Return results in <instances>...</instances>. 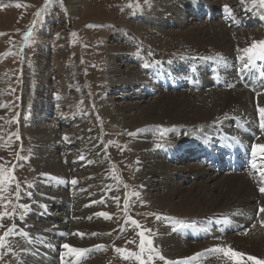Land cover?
<instances>
[{"label":"rangeland","instance_id":"rangeland-1","mask_svg":"<svg viewBox=\"0 0 264 264\" xmlns=\"http://www.w3.org/2000/svg\"><path fill=\"white\" fill-rule=\"evenodd\" d=\"M67 1L69 0H0V168L3 169L0 172V179L14 176L3 184L5 190L0 192V195L6 198L5 203L8 201L10 203L7 209L0 208V212L5 210L11 212V206L17 204L18 201L15 199L17 182L20 184L21 196L18 205H26L30 200L32 202V199L39 195L36 188L44 191L50 189L44 187V184L50 185V183H46L42 177L55 176L42 173L41 169L39 172L34 169L38 146L45 143L48 138L38 129L53 128L55 139L59 141L54 146L62 149L63 146L66 148L68 145L73 148L74 150L70 149L69 152L74 155L76 164L79 163L80 166L82 161L79 151L82 146L92 147L90 145L97 140L104 148L102 159L109 165L113 163L115 166L104 171L103 174L93 172L96 166L101 168L103 164L101 159L93 167L81 166V169H77L80 171H71V175H76L78 172L77 175L80 177L85 173V180L79 181L77 188L75 185L66 191L56 187L53 193H63L67 200H79L78 196L85 197V193L92 199L98 200L101 197L104 201L106 200L104 212L109 214H113L114 210L119 212L120 216L111 231L103 234L96 233L97 237L92 236L93 241L106 243L105 250L110 251L107 264H138L135 259L131 260V257L124 259L122 256H127L133 250V252L136 251L135 253L140 252V236L138 235L140 231L145 233L146 249L142 256L146 264H166L165 259L159 258L161 255L156 248L158 235L160 236L159 226H156V223L164 222L161 218L166 217L164 215L167 214H157L154 206L148 203L147 198L149 195L152 196L153 191L151 188H143L140 184L137 177L140 169L139 154L133 146L131 135L129 136L131 130L125 127V120L118 118L120 112H117L118 106L134 105L139 100L144 102L143 106L151 102L154 97L138 99L137 96H143L138 85L129 87L133 89L123 92L127 90V87L122 80V75L112 76L115 71L111 72L110 69L113 64L117 69L119 68L121 74L129 69L128 73L133 74L137 70V73L140 70L142 72L139 73H144L145 62L151 65L158 61H175L181 57H197L192 55L194 52L193 45L189 43L190 40H186L189 43L187 44L183 41L184 39H173L167 34L185 31L206 21L193 22L187 16L184 19L180 16L184 25L179 29L173 23L174 7L179 6V9L183 7L178 0H166L167 2L165 0H75L80 6L75 13L66 11ZM222 1L224 6L235 10L236 13L249 7L246 0L243 2L242 0ZM17 4L21 6L16 7ZM257 7L264 11V7L259 4ZM187 12L188 9H184V14ZM165 15L170 16L172 22H169L170 24L166 22L165 25L161 22L159 26L156 20L162 19ZM138 27L144 28V32L139 31ZM223 28L227 39L234 44L228 47V55H234V53L244 55L240 50L244 49L245 45L249 47L253 42L261 41L263 37L260 36L264 33L257 30H245L256 38L253 39L250 35L241 34L239 31L228 34L224 25ZM27 33L30 35L25 39ZM240 45H242L241 49L238 48ZM216 58H219V54L214 59ZM176 93H179V96L170 94L169 97L178 99L180 94L186 96L194 94V92ZM250 100L253 111L257 105L254 106L253 100L251 98ZM260 100H264V92L257 96V104ZM101 102L103 105H100ZM259 106L264 107L260 104ZM108 108L109 114L106 111ZM196 108L197 105H194L193 108L187 109L190 118L196 117ZM46 111L49 113L47 114ZM129 113L125 115L128 116L131 114ZM224 114L236 116L234 110ZM108 117L118 118V125L111 124L113 119ZM152 127L154 131L162 130L163 133L170 132L171 129L175 132V134L167 135L169 137L167 141L155 142L160 147H165L170 141L178 143L185 139L187 128L201 130L202 124L186 121L176 127L169 125ZM38 132L39 134L35 135ZM149 144L153 145V142L150 141ZM75 146L78 148L76 151ZM81 152L85 154V149ZM57 160L60 163L63 161L62 163L68 166L63 159ZM184 163L177 160L171 163V168L177 170L180 166L181 168L197 167L191 163ZM66 174L70 175L68 172ZM86 174L91 176L88 178ZM210 174L221 180L225 179V176L212 172ZM184 175H187V172ZM73 179L65 178L61 182H71ZM157 179L154 177L151 181L155 182ZM187 180L183 182L182 179H176V183L181 185V188H188L193 181ZM225 184L228 182L226 181ZM26 193H31V197ZM70 193H72L71 198H69ZM115 197L119 198V206ZM258 205L261 207L260 203ZM19 209L18 207L16 211H20ZM157 216L161 218L157 219ZM196 217L197 215H189L183 222L196 225ZM12 218L0 220L1 227L8 226ZM132 219H135L141 227L137 228L133 225ZM172 219L177 220V218ZM166 222L169 221L166 220ZM183 222H179V226H185L181 224ZM83 223H85V217ZM2 229H0V236ZM75 232L84 234L82 238L79 237L82 240L78 239L85 243V228L80 227ZM171 235L175 237L176 233ZM148 240L152 241L154 251L148 250ZM116 248L126 251L118 253L115 251ZM5 257L0 264L14 262L9 256ZM16 260L14 264H20L18 262L20 260ZM208 260L209 263H207ZM210 260L213 259H205L203 262L198 261L193 264H204L205 261V264H212ZM229 260V264H236L233 259Z\"/></svg>","mask_w":264,"mask_h":264},{"label":"bare ground","instance_id":"bare-ground-1","mask_svg":"<svg viewBox=\"0 0 264 264\" xmlns=\"http://www.w3.org/2000/svg\"><path fill=\"white\" fill-rule=\"evenodd\" d=\"M196 1L207 2L208 0H178V3L185 7ZM214 2L215 1L211 2V4L214 5ZM79 7L80 6L77 1L69 0L67 1L66 11L68 13H75L78 11ZM178 7L179 6L174 7L175 12L173 15L175 16V19L173 20V23L181 29L184 24L180 19V16L182 17V13ZM168 8L169 7H167V9ZM160 12L162 13L163 11ZM170 18V16L165 15L162 19L160 18V20H156V22L159 26H161V22L165 25L166 22H172L170 21ZM150 20L152 21V19ZM212 23L204 22L201 25L197 24L191 29L185 31L180 30L176 33L173 32L172 34L168 33L167 36L173 39H184V42H186V40H190L191 42L189 43L193 45L194 52L192 55L197 56L199 59H214L218 54L219 58H231L230 54H227V49L230 45L234 46V44L227 39L223 24L220 22H218L219 24H215L216 22ZM184 27L187 28V26ZM138 28L139 31L144 32L145 30L144 28L141 29L142 27ZM225 29L228 34H235L234 31H229L226 27ZM240 33H245L247 36L250 35L253 39H256L245 30ZM186 43L189 44L188 42ZM241 47L242 45L238 46L239 49H241ZM246 47L248 46L245 45V48ZM112 65L110 71H115L112 76L120 74L123 77L122 80L125 82V86L127 87H125L127 90H124L123 92L132 90L133 88L129 87L137 85H139L138 88L140 87L141 92L146 91L145 89L147 87L145 84L148 79L145 78L143 75L144 73H139L141 70L138 73L137 70L132 74L128 73L129 69L127 72L121 74L119 68L117 69L114 65ZM169 68L170 64L162 65V69L165 71ZM148 91L150 90L148 89ZM205 93L209 94L205 95ZM170 94L179 96V93H156L154 94V99L151 102L146 103V105L142 106V103L144 102L139 100L134 105L127 104L120 107L118 106L117 108V112H120L118 118L126 121H124V123H126L125 127L128 128L129 131L131 130L129 132V136L131 135L130 137L133 142V146L137 151V154H139L140 169L137 172V177L140 180V184L143 188H151L153 191L152 196L149 195L147 198L148 203L154 206L157 214L165 213L167 215L164 216L170 219L177 218V220L172 219L173 223L157 221L156 226H159L160 230V236L158 235L159 238L157 240L158 246L156 247L158 253L164 257L166 264H185V262L186 264H193L198 261L203 262L205 259H213L210 260L212 264H229V259H233L236 264H256V261L264 262V233L257 227H252L247 232L239 235L225 236L219 240L204 243L197 242L198 231L205 228L209 221L226 220L229 218L245 219V212L253 213L256 212L258 208L264 207V194H261L257 189V187H264V183L260 182L256 186H253L252 182H250L246 176H242V174L241 176H225V179L221 180L220 178L211 176L210 172H215L203 166H186L185 168H181L180 166L177 170H173L171 168L172 162H176L177 160L181 161L183 156L181 151L183 148L188 146L198 148V145L203 138L206 136L212 137L213 131L218 130L217 126L221 124V127L223 128L226 125L227 117H239L245 120L249 119V115H252L253 113L251 110L250 100V98L253 100L252 96L241 87L232 88L228 91L213 90L206 92H194V94H191L192 96L180 94V98L178 99L169 97ZM141 98H145V95ZM258 104L264 106V100H260ZM100 105H103L102 102ZM194 105H197L195 110L196 117L190 118L188 116L189 112L187 109L190 107L193 108ZM109 110V108L106 109L108 114ZM232 110L236 112V116H226V114H224L231 112ZM131 111L134 112L131 113ZM125 113H129L130 115L126 116ZM108 118L113 119L111 120V124H117V122H119L118 118ZM186 121H190L194 124H202L201 130L187 128V137L185 139H182L179 143L170 142L167 146H165V148L160 147L159 144L155 143L158 140L167 141L168 139L165 137H157V132L153 131L152 126L163 127L169 125L176 127ZM38 130H40V133H44V136L48 138L45 143H38L39 146L36 153L37 159L34 164L36 172H39L41 169L42 173L54 175L55 178L61 179V181L65 178H74L79 182L85 180V173L84 175L82 174L81 177L77 175L78 172L76 175H71L72 170L76 171L84 165L93 167L94 164H97L99 159L102 160L103 164H101V168H98L97 166L93 168V172L96 174H103L104 171H107L111 167L115 166L113 163L109 165L102 159L104 148L101 147L97 140L95 143L90 145L92 147L82 146L79 151V156H81L80 160L82 161V165L80 166L78 165L79 163L76 164L74 155L69 152L70 149L73 151V148L68 147V145L66 148H63V146L62 149L54 146V144L57 145V140L55 139V130L53 128L45 130L40 128ZM39 132L35 135L39 134ZM150 141L153 142V145L149 144ZM258 144L264 145V134L254 142V146ZM84 149L85 154L81 152ZM76 150H78V148L75 146V151ZM257 157H260L259 153L257 154ZM59 158L63 159L65 163H68V166H65V164L62 163L63 161L61 163L58 162L57 159ZM35 165L40 166L41 168H38ZM67 172L70 175H67ZM185 172H187V175H184ZM86 176L89 178L91 175L86 174ZM154 177H157L158 179L155 182H152L151 179ZM176 179H182L183 182L186 181V179H188L187 181L191 179L193 183H191L188 188H181L182 186L176 183ZM226 181L228 184H225ZM79 192L81 193L82 190ZM104 193H106V191ZM52 195L54 198L51 199H53L54 203L44 201L45 204L54 205L55 208L60 207L58 204L61 203V205L69 206L71 209V211L62 213V218L69 219L67 225L60 227L61 229H65L69 232V237L63 244L67 243L70 246L85 250L97 245L106 244L93 241L92 236L93 234H103L113 229L116 225L118 217L120 216L117 210H114L113 214H111V219H105L102 216L96 215V213L104 212L103 209L106 202L103 198L98 200L92 199L85 193V197L81 195L78 196L79 200H67L63 193H52ZM258 203H260L261 207H259ZM138 207L141 206L138 205ZM37 215L38 213L33 206H31L26 214L27 219L31 220V224H33L32 221L36 220ZM189 215H197L196 225H185L184 227L187 228H181L175 237L172 236L170 227H174L176 224L175 222H183ZM84 217L85 223H83ZM259 219L261 222H264V213L259 214ZM74 224L76 225L74 226ZM28 226L33 227L36 225ZM79 226L81 228H85V243L79 240V237L81 236L75 232V230L80 229ZM217 247L231 249L241 255L237 257H229L224 255L222 252L208 251L209 249ZM92 253L94 254L93 259L84 264H107L110 251L97 249ZM192 257H195V259H189ZM249 257L252 259H249ZM17 259L23 261L24 264H43V260H34L28 254L19 255ZM65 259L68 261L70 260L67 254H65ZM207 263H209V260Z\"/></svg>","mask_w":264,"mask_h":264},{"label":"snow or ice","instance_id":"snow-or-ice-1","mask_svg":"<svg viewBox=\"0 0 264 264\" xmlns=\"http://www.w3.org/2000/svg\"><path fill=\"white\" fill-rule=\"evenodd\" d=\"M242 2H243V0H242ZM253 2H254V4H259V6L264 7V0H253ZM20 6L21 5H19V4L16 5V7H20ZM225 9L228 10V6H225ZM37 15H39V13H37ZM28 35H30V33L26 34L25 39H27ZM240 51H242L244 53V55L240 56L239 59L241 61H244L245 57L247 58V62L242 64L241 68L239 69V72L241 74H243L248 69V67L252 65L253 61H256V60L264 61V41L253 42L249 47H246ZM152 66L153 65H150L147 62H145L143 64V67L145 69H148ZM259 95H260V93L257 92V96H259ZM257 111L259 113V119L261 122L260 127L262 130H264V107H260L259 104H257ZM65 139L67 140V137H65ZM158 147H159V145H158ZM258 153L260 154L259 158L261 161V166L264 167V145L258 144V145L253 146V148H252L251 155H252L253 159H252L251 166L253 169H258V165H257V154ZM2 171H3V169L0 168V172H2ZM13 172H14V170H13ZM13 178H14V176L3 177L2 179H0V192H3L5 190L3 188V184L6 181H10ZM260 179H261V182L264 183V174L261 175ZM77 183H78V181L76 179L71 180L72 185L75 186ZM28 187H32V185H28ZM258 190L261 194H264V187H260ZM26 195L31 197V193H26ZM15 199L16 200L21 199L19 182L16 183ZM114 199L117 201V205L119 206V198L115 197ZM5 200H6V198L4 196L0 195V208L7 209L8 203H10V201L5 203ZM86 206H89V205H86ZM18 207L25 209V210L28 209V205L13 204L11 206V209H12L11 212H8L7 210L0 212V220H3L4 218H12V217H15L17 215H21V214L17 213V211H16V209ZM43 207L46 208V205H44ZM258 213H264V207L259 208ZM96 215L102 216L105 219H111L112 218L111 214H109L107 212H99V213H96ZM160 218L161 217L157 216V219H160ZM131 223L133 225H135L137 228L141 227V225L135 219H132ZM0 226H2V225H0ZM14 231H15V225L13 226V228H9L6 231L4 233V236H0V248H3L5 246V238L9 235H12L14 233ZM148 231H150V230H148ZM78 234L81 236V238L84 235L83 233H78ZM93 235H95V234H93ZM138 235L140 236V242H139L140 252L139 253H129L127 256H122V258L128 259L129 257H134V259L138 262V264H146V261L143 259V256H142V254L145 252V249H146L145 233H144V231H140L138 233ZM62 247L64 249H67V252L69 255L82 256L83 253L85 252L84 249H80V248L70 246L67 243L63 244ZM104 247H105L104 245H98L97 246V248H99V249H103ZM147 247H148V250L154 251V249L152 248V241L151 240L147 241ZM115 251L118 253H122V252H125L126 250L116 248ZM208 251L222 252V253H224V255L229 256V257H237V256L241 255L235 251H232L231 249H225L223 247H217L214 249H209ZM197 255H200V254H197ZM159 258L162 260L164 259L163 256H160ZM149 259H151V257H149ZM189 259H195V257H192ZM249 259H252V258L249 257ZM185 264H186V262H185ZM256 264H264V262L256 261Z\"/></svg>","mask_w":264,"mask_h":264}]
</instances>
